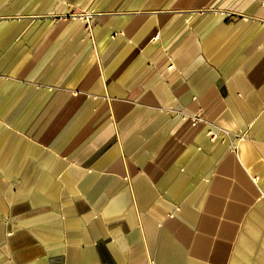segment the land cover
<instances>
[{
  "label": "crops",
  "instance_id": "obj_1",
  "mask_svg": "<svg viewBox=\"0 0 264 264\" xmlns=\"http://www.w3.org/2000/svg\"><path fill=\"white\" fill-rule=\"evenodd\" d=\"M0 264H264V0H0Z\"/></svg>",
  "mask_w": 264,
  "mask_h": 264
},
{
  "label": "built area",
  "instance_id": "obj_2",
  "mask_svg": "<svg viewBox=\"0 0 264 264\" xmlns=\"http://www.w3.org/2000/svg\"><path fill=\"white\" fill-rule=\"evenodd\" d=\"M72 16L75 18H80V19L86 21L88 23V26H89V23L92 20V18L94 17V14L90 13V12H81V13H77V14H72ZM183 117L189 119L193 125H197L198 123H202V122L208 123V121L205 117H203L197 113H183ZM219 130L226 136V138L231 140V146L233 149H235L234 143L237 139L242 138L241 134L237 133V134L232 135L228 130H224L221 128H219L218 131ZM218 131H210L208 133L209 137L211 139H216Z\"/></svg>",
  "mask_w": 264,
  "mask_h": 264
}]
</instances>
